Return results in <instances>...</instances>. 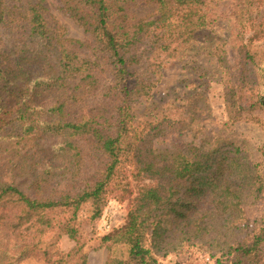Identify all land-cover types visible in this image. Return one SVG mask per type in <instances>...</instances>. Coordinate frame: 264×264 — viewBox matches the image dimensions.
Instances as JSON below:
<instances>
[{
    "label": "trees",
    "instance_id": "obj_1",
    "mask_svg": "<svg viewBox=\"0 0 264 264\" xmlns=\"http://www.w3.org/2000/svg\"><path fill=\"white\" fill-rule=\"evenodd\" d=\"M129 1L59 0L87 41L67 36L44 0H0V264H87L78 225L113 195L131 203L103 237L104 264H159L185 245L264 264V217L244 209L264 198V145L256 162L241 143L194 130L209 111L201 93L179 125L133 111L151 97L163 59L218 21L211 5L221 0H153L157 16L136 20ZM258 1L236 0L233 17L249 20ZM212 53L226 124L264 127V50L243 44L240 66L221 42ZM40 138L58 139L49 156ZM62 233L75 241L67 252Z\"/></svg>",
    "mask_w": 264,
    "mask_h": 264
},
{
    "label": "rangeland",
    "instance_id": "obj_2",
    "mask_svg": "<svg viewBox=\"0 0 264 264\" xmlns=\"http://www.w3.org/2000/svg\"><path fill=\"white\" fill-rule=\"evenodd\" d=\"M44 4L48 12L65 26L67 36L91 40L82 26L63 11L59 0H44ZM234 5H239L236 0H221L211 5L216 16H219L218 21L198 31L194 40L181 48L178 54L163 59L161 77L155 84L151 97L141 98L133 105V111L141 120L156 119L164 114L169 115L175 120V125H179L180 120L185 118L182 110L187 106L189 96L194 93L204 94L209 102V111L207 116L203 115V120L196 121L192 125L193 129L201 128L210 133L213 138H228L237 141L248 148L254 161L261 162L262 156L259 148L264 145V127L255 120H240L233 124H226L227 113L224 108L223 88L220 81L221 70L212 52L214 46L221 42L230 52L229 58L233 65L240 66L238 52L243 44L263 51L264 0L258 1L257 8L253 9V15L247 21H239L233 17ZM125 10L134 20L152 19L157 16V4L153 0H131L125 5ZM57 142L56 138L48 140L40 138L38 141L39 147L46 149L48 156L54 151V145ZM142 181L147 182L148 180ZM21 186L25 188L26 183ZM130 203L129 199L120 201L113 195L109 197L99 218L90 221L83 220L79 223V236L83 243V251L87 256V264H104L110 252V242L104 241L103 237L124 223ZM244 209L247 212V218L264 217V198L253 205L245 206ZM57 245L59 250L67 252L75 245V241L62 233L57 238ZM112 248L117 249L116 246ZM19 264L52 263L29 257L20 261ZM159 264H230V260L219 254L211 256L205 248L185 245L179 251L171 252L160 258Z\"/></svg>",
    "mask_w": 264,
    "mask_h": 264
}]
</instances>
